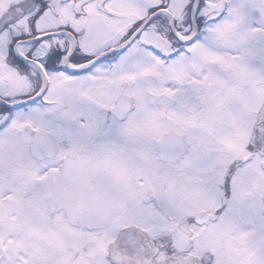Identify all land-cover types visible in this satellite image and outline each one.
Here are the masks:
<instances>
[{"label":"snow or ice","instance_id":"obj_1","mask_svg":"<svg viewBox=\"0 0 264 264\" xmlns=\"http://www.w3.org/2000/svg\"><path fill=\"white\" fill-rule=\"evenodd\" d=\"M0 264H264V0H0Z\"/></svg>","mask_w":264,"mask_h":264}]
</instances>
